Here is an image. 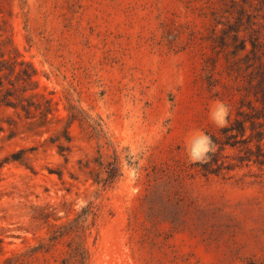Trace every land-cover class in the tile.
Here are the masks:
<instances>
[{"label":"rangeland","instance_id":"rangeland-1","mask_svg":"<svg viewBox=\"0 0 264 264\" xmlns=\"http://www.w3.org/2000/svg\"><path fill=\"white\" fill-rule=\"evenodd\" d=\"M240 1L0 0V57L32 65L26 96L53 110L28 119L0 104V264L91 203L86 264H264V168L186 171L213 151L206 132L227 124L226 96L250 72L231 33L221 41L241 7L254 25L244 18L240 38L264 42V7ZM115 156L109 187L79 169ZM73 239L27 264H78Z\"/></svg>","mask_w":264,"mask_h":264},{"label":"trees","instance_id":"trees-1","mask_svg":"<svg viewBox=\"0 0 264 264\" xmlns=\"http://www.w3.org/2000/svg\"><path fill=\"white\" fill-rule=\"evenodd\" d=\"M243 5H253L258 2L264 7V0H241ZM237 4V2H234ZM244 18L253 26L252 19L246 14V9L241 7L239 16L235 25L229 30L224 31L221 41H224L231 33L233 40L234 56H242L248 75L245 76L246 83L242 84L235 92H228L230 95H236L237 99L233 103L234 109L227 119V124L221 127H212L206 132L213 146V151L209 152L208 158L203 162L191 164L186 171L193 174H201L204 177L222 176L236 169L250 168L256 166L264 168V42L253 34L250 38H240L242 28H245ZM243 30V29H242ZM223 43V42H221ZM250 44V48L248 47ZM18 65L22 68L18 70ZM25 66V68H23ZM36 70L32 65L19 61L18 58L6 59L4 54L0 57V104L12 107L16 110H22L29 119L37 112L41 118L47 119L52 115L51 101L44 96L33 94L29 97L26 93L29 87L34 83ZM14 78L15 81L12 79ZM5 81L10 86H7ZM23 84L18 87L17 85ZM21 93V94H20ZM73 109V108H72ZM83 114L84 112L81 111ZM77 118L74 111L70 112L68 120L74 122ZM2 129V128H0ZM64 138L70 142L68 130L63 131ZM80 171H88L93 182L103 187H109L122 176L121 163L118 156L112 161L105 163L101 157L93 162L80 161ZM97 210L91 203L82 210L69 223L53 225L54 230L48 238L49 243H41L14 256L6 261V264H27L31 254L47 251V246H53L56 242L68 236L75 234L72 242L68 243V260L78 264H86L89 259V250L86 246V234L94 225L97 218ZM91 224L89 223V220ZM63 264H66V259Z\"/></svg>","mask_w":264,"mask_h":264}]
</instances>
